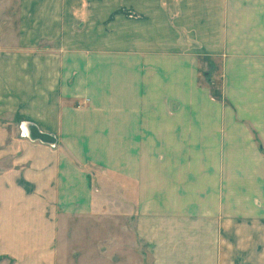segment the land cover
<instances>
[{
    "label": "crops",
    "instance_id": "0c3cea01",
    "mask_svg": "<svg viewBox=\"0 0 264 264\" xmlns=\"http://www.w3.org/2000/svg\"><path fill=\"white\" fill-rule=\"evenodd\" d=\"M19 1L0 24L17 33L0 48V264H72L77 229L79 264H263L264 0H152L121 35L102 12L90 56L56 46L51 0ZM201 58L221 60L222 102Z\"/></svg>",
    "mask_w": 264,
    "mask_h": 264
},
{
    "label": "rangeland",
    "instance_id": "374dc122",
    "mask_svg": "<svg viewBox=\"0 0 264 264\" xmlns=\"http://www.w3.org/2000/svg\"><path fill=\"white\" fill-rule=\"evenodd\" d=\"M214 0H189V5L186 7L188 9L197 10L199 8L207 10ZM152 0H51V21H56L63 25V29L57 31L56 46L63 47L64 49H75L79 52L82 49L88 51V55H94L96 50V21L97 18L102 17V12L105 16L104 25L107 20L110 22L105 25V31L109 30L108 25L111 24L112 20L117 25L116 32L121 35V33L127 31V21L129 18H142L137 17L133 12L137 9H141L143 4L150 3ZM161 7L167 8L169 10L176 9L179 2L183 3V0H159ZM235 2V1H234ZM252 3L258 4L259 0H251ZM19 0H0V24H6L14 22L17 17L10 16L12 11H15L16 8L20 7ZM184 7V6H183ZM4 10L6 13L4 14ZM138 14L139 12L136 11ZM175 14V10L170 12V14ZM234 13H236L234 11ZM242 13V11H241ZM243 19V16H241ZM251 16L248 17L250 20ZM254 20V19H253ZM264 21V17H263ZM54 27V26H52ZM63 31V32H62ZM107 33V32H106ZM61 36L60 41H58V36ZM17 33L15 31L11 32H0V48H6L7 46H12V41L16 39ZM119 37V35L117 36ZM106 40V39H105ZM41 46L48 47V44L41 43ZM199 61L201 66L203 63L204 70L200 72V81L199 84L201 87L208 86L210 94L214 99L213 102H222V64L220 63V58H202ZM210 61V64L208 63ZM208 69H206V64ZM203 72H206L203 74ZM21 130V129H19ZM26 136L23 131H21L20 136ZM48 145V144H46ZM51 146V145H50ZM73 228L79 227V224L76 223L72 226ZM71 234L73 239L70 240L67 234L60 241L61 247V261L63 256L65 258H70L72 264H79V241L80 235L77 229V234ZM70 242L71 245H68ZM264 242V241H263ZM73 248H72V247ZM72 248L74 252H70L69 248ZM45 249L51 250V244L44 247ZM63 264V262H62ZM264 264V257H263Z\"/></svg>",
    "mask_w": 264,
    "mask_h": 264
},
{
    "label": "water",
    "instance_id": "95a60500",
    "mask_svg": "<svg viewBox=\"0 0 264 264\" xmlns=\"http://www.w3.org/2000/svg\"><path fill=\"white\" fill-rule=\"evenodd\" d=\"M27 137L31 141H39L43 144L54 145L55 138L51 134L41 132L35 125L28 124Z\"/></svg>",
    "mask_w": 264,
    "mask_h": 264
},
{
    "label": "bare ground",
    "instance_id": "6f19581e",
    "mask_svg": "<svg viewBox=\"0 0 264 264\" xmlns=\"http://www.w3.org/2000/svg\"><path fill=\"white\" fill-rule=\"evenodd\" d=\"M25 130H28V124L25 125ZM30 140V139H29Z\"/></svg>",
    "mask_w": 264,
    "mask_h": 264
}]
</instances>
